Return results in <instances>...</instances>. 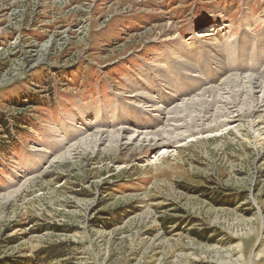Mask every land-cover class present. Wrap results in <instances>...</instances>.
Here are the masks:
<instances>
[{
  "label": "rangeland",
  "instance_id": "1",
  "mask_svg": "<svg viewBox=\"0 0 264 264\" xmlns=\"http://www.w3.org/2000/svg\"><path fill=\"white\" fill-rule=\"evenodd\" d=\"M263 57L264 0H0V264H264L263 116L224 94Z\"/></svg>",
  "mask_w": 264,
  "mask_h": 264
},
{
  "label": "bare ground",
  "instance_id": "2",
  "mask_svg": "<svg viewBox=\"0 0 264 264\" xmlns=\"http://www.w3.org/2000/svg\"><path fill=\"white\" fill-rule=\"evenodd\" d=\"M212 30H210L209 32H211ZM212 33V32H211ZM212 34H207L206 35H201L199 36L200 38L201 37H207V36H210ZM214 44V43H213ZM250 51H251V48L248 49L247 51V55L245 56L246 57V61L247 62H244L242 63L241 66H245L247 68H249V65H250V62L252 61V57L250 55ZM264 58V57H263ZM190 67V66H189ZM225 71V69H224ZM244 74H246L245 72H243ZM255 74V73H254ZM247 76V74H246ZM255 76V75H253ZM252 74L250 73V76H247L245 78H242V77H236V78H227L226 79V87L227 85H239L241 86L240 90H237V92H231V91H227L228 93H224V94H227V98H229V102H231L233 99V101L235 102V108H233L232 110L230 109L229 112H227V117H229V115H233L236 114L237 111H240L241 113L238 115V118L239 120H243V110L248 107V106H252L253 110L256 112V113H261V115L263 116L262 117V120L259 119L260 121L258 123H256V132L258 135H262L264 133V85L259 81V79L253 77ZM186 81V80H185ZM187 82V81H186ZM192 82V81H191ZM177 83V82H176ZM204 83V82H203ZM193 84V83H192ZM180 89L179 90H182V91H185L182 89V86L184 85V83L180 84ZM200 85V84H199ZM163 87V86H162ZM195 87V86H194ZM225 87V88H226ZM224 88V89H225ZM198 90V89H197ZM196 90V91H197ZM217 91H220V90H215V87L214 89H208L206 91H204L203 94H201L199 97L197 98H194V100L192 101L189 100V101H186L184 103H180L178 105H176L174 108H171V111L173 113V116H174V119L177 120L176 122L180 123L179 125L178 124H170V123H163L164 124V127H160L157 131L155 132H150V131H146L147 127L146 124L145 126H139L137 128L140 129L141 131L143 132H135L133 136H131V138H129V141H136L137 143L139 142H144L145 144L147 143V145L149 146H156V147H166L167 146V141L171 139V141H173L174 139L173 138H178L179 136H181V134L183 133H186L187 132V128L190 129V130H198L200 131V124L198 123V117L197 115H191L189 110L191 108L194 107V103L195 102H198L200 101V103H206L205 99L208 98V96H211L212 95V98L215 96L216 92ZM226 91V90H225ZM191 92V91H190ZM200 93V92H199ZM156 96V95H155ZM191 96V95H190ZM211 98V97H210ZM231 98V99H230ZM161 99V98H160ZM188 100V99H187ZM177 102V101H176ZM182 102V101H181ZM220 102V101H219ZM226 102V101H225ZM157 103V102H156ZM165 103V102H164ZM217 103V102H216ZM232 103V102H231ZM148 104V103H147ZM152 104V103H151ZM154 104V103H153ZM152 104V105H153ZM221 104V103H220ZM223 105V104H221ZM230 105V104H229ZM234 105V104H233ZM143 106V105H142ZM162 106V105H161ZM226 106H227V102H226ZM232 106V105H231ZM160 107V106H159ZM167 107V106H166ZM220 107V106H219ZM146 108V107H145ZM161 108V107H160ZM232 108V107H231ZM158 109V108H157ZM164 109H166L164 107ZM169 109V108H168ZM228 109V108H227ZM239 109V110H238ZM233 110H236V111H233ZM159 111V110H158ZM218 111V110H217ZM227 111V110H226ZM233 111V112H232ZM254 112V113H255ZM159 113H161V110L159 111ZM220 113H222V111L220 110ZM225 113V112H224ZM156 114V113H155ZM164 114V113H163ZM242 114V115H241ZM104 115V114H103ZM189 116L190 118H188L187 116ZM209 115V114H208ZM220 115V114H219ZM226 115V114H225ZM241 115V116H240ZM259 115V114H258ZM260 115V117H261ZM167 116V115H166ZM218 116V115H217ZM104 117V116H103ZM157 117V116H155ZM159 117H160V114H159ZM201 117V116H200ZM204 117V116H203ZM224 117V116H223ZM221 118V117H220ZM232 118V117H231ZM235 118V116L233 117ZM168 122L171 120L170 117L167 118ZM207 119V118H206ZM125 120V119H124ZM153 120V119H152ZM155 120V119H154ZM173 120V119H172ZM199 120H201L199 118ZM219 120H222V119H219ZM233 120L235 119H229V120H225L223 121L222 123L224 124H230L231 122H233ZM238 120V121H239ZM202 121V120H201ZM236 121V122H238ZM123 122V121H122ZM150 122V121H149ZM203 122H207V121H203ZM235 122V121H234ZM125 123V122H124ZM153 123V122H152ZM114 124V123H113ZM169 124L171 125V127H169ZM104 125V123H103ZM107 125V124H106ZM110 125V124H109ZM132 125V124H131ZM144 125V124H142ZM116 126V125H115ZM126 126H129V125H126ZM124 127L122 129H119V130H114L111 129L110 131H106L105 129H102L101 131H96L98 132V136L100 137L99 141L101 143H104V142H107L109 141V139L111 138H114L115 140L117 141H120L122 139H124V137L126 138V135L128 133V131H131L129 128L127 127ZM135 126V125H134ZM157 126V125H156ZM155 126V127H156ZM207 126V125H205ZM122 127V126H121ZM204 127V126H203ZM94 128V127H93ZM144 128H146V130H143ZM152 128V127H151ZM205 129V128H204ZM207 129V128H206ZM149 130V129H148ZM180 130V131H179ZM213 130V129H212ZM145 131V132H144ZM177 131V132H176ZM95 132V133H96ZM201 132V131H200ZM203 132V131H202ZM180 134V135H178ZM111 137V138H110ZM133 141V142H134ZM131 143V142H130Z\"/></svg>",
  "mask_w": 264,
  "mask_h": 264
},
{
  "label": "trees",
  "instance_id": "3",
  "mask_svg": "<svg viewBox=\"0 0 264 264\" xmlns=\"http://www.w3.org/2000/svg\"><path fill=\"white\" fill-rule=\"evenodd\" d=\"M170 221H172V220H170ZM194 235H196V233H194Z\"/></svg>",
  "mask_w": 264,
  "mask_h": 264
}]
</instances>
